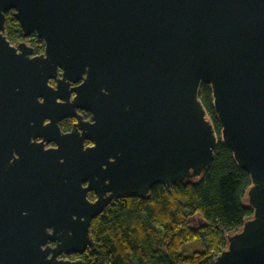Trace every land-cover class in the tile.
<instances>
[{"label": "water", "instance_id": "obj_1", "mask_svg": "<svg viewBox=\"0 0 264 264\" xmlns=\"http://www.w3.org/2000/svg\"><path fill=\"white\" fill-rule=\"evenodd\" d=\"M8 10L40 54L7 41ZM200 82L251 181L213 264H264V0H0V264H82L58 256L113 198L199 176L217 143Z\"/></svg>", "mask_w": 264, "mask_h": 264}, {"label": "trees", "instance_id": "obj_2", "mask_svg": "<svg viewBox=\"0 0 264 264\" xmlns=\"http://www.w3.org/2000/svg\"><path fill=\"white\" fill-rule=\"evenodd\" d=\"M3 35L11 45L24 41L32 54L43 51L34 33L22 35L11 10L4 13ZM197 97L217 136L209 165L197 177L169 186L155 183L144 196L113 198L90 220L92 244L80 255L82 264H213L226 236L251 216L243 202L250 176L220 140L209 84L199 83ZM70 122L61 119L60 129ZM87 196L94 198L92 192Z\"/></svg>", "mask_w": 264, "mask_h": 264}, {"label": "flooded vegetation", "instance_id": "obj_3", "mask_svg": "<svg viewBox=\"0 0 264 264\" xmlns=\"http://www.w3.org/2000/svg\"><path fill=\"white\" fill-rule=\"evenodd\" d=\"M79 82V81H78ZM78 82H76V83H71L70 85L72 86V85H75V84H77ZM49 83L51 84V85H54L55 84V82H54V80H49ZM73 96V93L71 94V96L70 97H72ZM77 112L79 113V114H81V116H82V119H84V120H91V115H90V113L89 112H87V111H84V110H81V109H77ZM87 113H89V115L87 114ZM71 122H70V126L68 127V128H66V129H60L62 132H67V131H69L70 129H71V125H72V123L75 121V119L74 118H72V117H67ZM62 119H64V118H62ZM60 122V121H59ZM59 122H58V125H59ZM60 128V127H59ZM86 144H90L89 142H86L85 141V145ZM45 147H52V146H54V144L53 143H48V144H45L44 145ZM94 198H95V195H94ZM93 198V199H94ZM93 199H90V200H93ZM47 244L49 245V246H53L54 244H55V241H53V240H48L47 241ZM81 255V254H80ZM80 255L79 254H74V253H70V254H61V255H59L58 256V258H63V259H71V260H75V259H78V258H80ZM81 259V258H80Z\"/></svg>", "mask_w": 264, "mask_h": 264}, {"label": "rangeland", "instance_id": "obj_4", "mask_svg": "<svg viewBox=\"0 0 264 264\" xmlns=\"http://www.w3.org/2000/svg\"><path fill=\"white\" fill-rule=\"evenodd\" d=\"M246 201V198H245V196L243 197V202H245ZM196 245V244H195Z\"/></svg>", "mask_w": 264, "mask_h": 264}]
</instances>
